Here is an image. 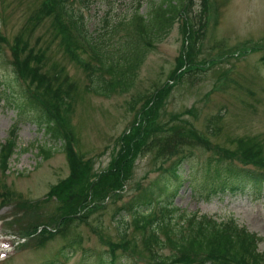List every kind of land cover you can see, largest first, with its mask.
Instances as JSON below:
<instances>
[{"label":"rangeland","instance_id":"rangeland-1","mask_svg":"<svg viewBox=\"0 0 264 264\" xmlns=\"http://www.w3.org/2000/svg\"><path fill=\"white\" fill-rule=\"evenodd\" d=\"M47 1L50 0H0V144L10 138L11 129L17 125L15 154L8 170L0 168V237H5L6 233L14 234L21 236L24 242L14 251L9 249L5 239L4 246L8 248L5 252L11 256L0 264H100L101 258H111L108 241H118V229L123 228L120 221L125 219L131 223L132 216L124 210L118 213V207L154 181L177 156L164 160L161 154L157 155V144L138 155L130 188L127 186L122 191L124 197L109 200L89 216L90 222L98 226L95 230L89 224L77 222L78 225L74 224L65 232L47 238L43 245L38 243L37 235L31 236L29 225L36 220L32 214L38 211L45 218L55 212L59 201L50 197L51 187L69 175L64 141L53 139L38 122L40 109L27 98L29 84L14 65V49L23 27ZM160 1L75 0L74 6L82 14L91 37L95 38L100 30L129 17L138 6L141 14L150 17L154 4L156 6ZM185 1L193 20L202 8V0ZM187 21L185 12L170 31L149 48L133 88L111 97L86 91V86L92 84L87 72L64 56L58 41L53 39L46 64L55 63L63 68L69 74V83L72 81L80 88V94H76L65 109L72 110L73 140L80 152L93 162L91 180L106 169L118 150L119 136L146 109L145 101L164 86L169 91L158 104V114L151 115H155V121L149 123L150 126L146 123V129L149 126L151 132L173 124L187 127L186 121H189L213 143L222 145L233 146L231 141L235 137L264 135V0H210L206 32L195 55L198 67L175 81L170 78L171 74L179 64L184 46L188 48L192 40H188L185 33ZM49 26L50 20L38 26L31 43L39 35L48 40ZM140 96L141 101L134 103ZM20 104L24 105L23 110L19 108ZM218 115L222 117L216 118ZM212 117L218 121L210 122ZM214 126L218 130L210 135ZM149 139L153 137L149 135ZM41 148L51 149L52 156L43 158ZM209 155L208 151L198 147L182 164L183 182L174 200V206L179 210L175 217L183 221L182 217L187 213L198 211L199 215L220 220L233 218L240 226L262 237L258 246L264 252V183L260 188L248 184L242 191H226L208 197L210 187L204 181ZM169 186L172 188L176 183ZM163 196L167 194L163 193ZM24 200L47 201L32 211L20 207ZM52 227L58 228L55 224L50 229ZM128 232L136 234L140 241L141 232L135 226L128 227ZM114 252L116 263L147 264L145 257L140 255L135 258L130 252Z\"/></svg>","mask_w":264,"mask_h":264},{"label":"trees","instance_id":"trees-1","mask_svg":"<svg viewBox=\"0 0 264 264\" xmlns=\"http://www.w3.org/2000/svg\"><path fill=\"white\" fill-rule=\"evenodd\" d=\"M74 1L50 0L41 5L23 27L14 49V65L33 90H27V98L40 109L37 120L53 139L64 141L63 149L69 165L68 177L51 187L50 197L54 196L59 201L52 215L44 218L36 211L48 199L37 202L24 200L19 204L21 208L36 211L32 214L36 220L29 225L31 236L37 235L38 243L43 245L47 238L65 232L74 224L78 225L77 222L89 224L95 230L98 226L90 222L91 213L109 200L124 197L122 191L127 186L130 188L138 155L157 144V155L161 154L164 160L177 157L154 181L118 207L117 211L124 210L132 216L131 223L125 219L120 221L123 228L118 229V241H108L111 258H101V264H119L115 260L116 250H122L124 254L130 252L135 258L139 255L145 257L147 264H259L264 259V255L257 252L259 236L241 227L233 218L220 220L206 214L199 215L198 211L187 213L186 217H182L183 221H178L175 214L179 210L175 208L174 200L183 182L180 173L182 164L192 157L191 153L198 147L210 153L204 181L210 187L208 197L226 191H242L248 184L260 188L264 183V135L235 137L231 141L233 146L222 145L213 143L189 121H186L187 127L173 124L151 132L149 126L155 121V115H151L158 114V104L169 91L164 86L145 101L146 109L139 112L138 121L119 136L118 150L106 169L91 180L93 162L86 158L84 152L76 151L70 124L72 110L65 109L69 101L80 94V88L72 81L69 83V74L63 68L55 63L46 64L49 58L47 52L52 48L53 39H56L64 56L87 72L92 84L86 86V91L104 97L129 92L149 48L154 47L177 19L187 12L185 33L188 40H192L188 48L184 46L179 64L171 74L170 78L176 81L198 67L195 55L206 32L210 0H202V8L193 20L185 0H161L156 6L154 4L150 17L141 14L138 6L129 17L100 30L95 38L91 37ZM47 20H50V38L47 40L39 35L31 43L37 27ZM141 99V96L134 99V103ZM19 108L23 110L24 105L20 104ZM221 117L218 115L216 118ZM216 121L218 119L214 120V117L210 119V122ZM146 123H150L147 129ZM217 130L214 126L210 135ZM16 131L17 125L11 129L10 138L0 144V168L3 171L8 169L17 147ZM149 135L153 139L150 140ZM41 152L45 159L53 154L51 149L41 148ZM231 177L235 179L232 181ZM173 182L176 186L170 188L169 184ZM163 193L167 196L164 197ZM53 224L58 228L50 229ZM129 225L140 230V241L136 234L130 235ZM22 231L28 234V231Z\"/></svg>","mask_w":264,"mask_h":264}]
</instances>
